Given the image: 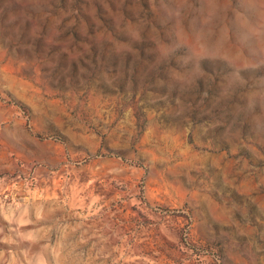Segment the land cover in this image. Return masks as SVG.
Returning a JSON list of instances; mask_svg holds the SVG:
<instances>
[{"label": "rangeland", "instance_id": "1", "mask_svg": "<svg viewBox=\"0 0 264 264\" xmlns=\"http://www.w3.org/2000/svg\"><path fill=\"white\" fill-rule=\"evenodd\" d=\"M0 264H264V0H0Z\"/></svg>", "mask_w": 264, "mask_h": 264}]
</instances>
